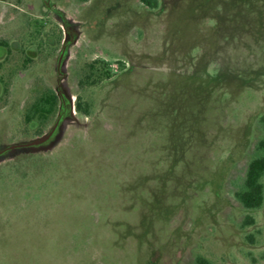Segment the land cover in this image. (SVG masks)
<instances>
[{"label":"rangeland","instance_id":"1","mask_svg":"<svg viewBox=\"0 0 264 264\" xmlns=\"http://www.w3.org/2000/svg\"><path fill=\"white\" fill-rule=\"evenodd\" d=\"M262 114L264 0H0V264H264Z\"/></svg>","mask_w":264,"mask_h":264},{"label":"trees","instance_id":"2","mask_svg":"<svg viewBox=\"0 0 264 264\" xmlns=\"http://www.w3.org/2000/svg\"><path fill=\"white\" fill-rule=\"evenodd\" d=\"M143 2L151 7L156 6V0H143ZM88 69L90 73L86 76V79L91 85L110 76L108 66H103V71L99 72L97 76L91 79V74H95L94 71L99 69L96 67V61L90 63ZM58 104V95L54 90L49 89L44 91L29 107L26 113V119L28 122L36 120L39 123H43L57 112ZM76 109L86 115L90 113V105L88 103H83L81 101V96H78V100L76 101ZM259 122L264 129V114L259 117ZM256 151L258 154L248 163L241 188L235 191L237 200L247 209H257L261 207L264 202V183L262 181L264 176V139L256 143ZM253 221L254 219L247 215L244 224L246 225ZM195 264L214 263L203 256H197Z\"/></svg>","mask_w":264,"mask_h":264},{"label":"water","instance_id":"3","mask_svg":"<svg viewBox=\"0 0 264 264\" xmlns=\"http://www.w3.org/2000/svg\"><path fill=\"white\" fill-rule=\"evenodd\" d=\"M57 125V123H56ZM53 134V131H51L50 133H48L47 135H44L43 137L31 142V143H27V144H33V143H41V142H44L46 140H48Z\"/></svg>","mask_w":264,"mask_h":264}]
</instances>
